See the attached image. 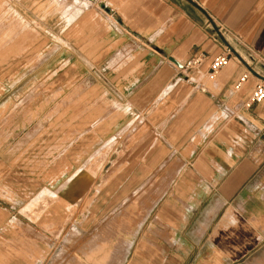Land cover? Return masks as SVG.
I'll list each match as a JSON object with an SVG mask.
<instances>
[{"label":"crops","instance_id":"obj_1","mask_svg":"<svg viewBox=\"0 0 264 264\" xmlns=\"http://www.w3.org/2000/svg\"><path fill=\"white\" fill-rule=\"evenodd\" d=\"M71 1L66 19L55 24L70 45H81L76 40L86 36L91 60L103 63L109 83L97 92L119 95L125 112L106 124V141L114 139L113 124L122 132L136 127L122 134L121 167L109 168L87 212L71 218L86 224L74 225L81 230L66 253L76 261L60 260L64 253L52 264H87L77 260L85 253V235L88 245L93 238L97 246L115 238L120 264L190 263L192 255L223 253L226 234L235 238L233 253L240 252L241 237L247 238L242 252L249 254L257 228L264 229V101L249 100L264 81V0ZM227 49L228 64L208 76L212 60ZM199 54L205 60L198 68L183 67ZM105 156L91 160L87 174L67 183L61 196L73 200ZM133 193L137 207L148 213L129 219L114 212ZM56 198L43 190L33 201L46 209ZM2 210L0 264H16L19 251L30 257L34 251L16 234L15 216ZM130 220L140 224L129 243L122 223ZM61 233L57 249L64 246Z\"/></svg>","mask_w":264,"mask_h":264},{"label":"rangeland","instance_id":"obj_2","mask_svg":"<svg viewBox=\"0 0 264 264\" xmlns=\"http://www.w3.org/2000/svg\"><path fill=\"white\" fill-rule=\"evenodd\" d=\"M71 2L0 1V208H5L2 211L6 215L15 216L11 224H15L16 234L21 232L34 251L32 257L19 251L23 255H15L16 264H39L41 259L52 264L64 253L60 260H75L73 254H66L81 230L74 225L85 229L86 224L71 218L87 212L109 168L121 167L119 148L125 145L122 134L136 127L129 126L122 132L113 124L114 139L106 141V124L119 121L125 112L119 110V95L97 92L109 83L103 77V63L91 60L93 47L89 54L86 36L76 40L81 45H70L65 32L64 37L61 35L62 27L55 24L62 17L66 19V7ZM102 152L105 159L95 175H88L83 190L71 201L63 198L60 192L64 186L77 175L87 174L89 162ZM43 190L57 194L46 209L33 201ZM114 212L135 219L148 210L137 207L133 193ZM122 224L127 225L130 243L140 221ZM61 231L64 234L58 240L64 246L57 249V232L61 236ZM263 234L264 229L257 228L256 246L249 254L242 252L247 238L241 237L240 252L233 253L236 246L232 248L231 242L235 238L226 234L224 246L218 248L223 253L192 255V261L185 264H264ZM85 236V253L76 258L79 262L120 264L122 255L116 254L115 238L97 246L93 238L88 245Z\"/></svg>","mask_w":264,"mask_h":264},{"label":"built area","instance_id":"obj_3","mask_svg":"<svg viewBox=\"0 0 264 264\" xmlns=\"http://www.w3.org/2000/svg\"><path fill=\"white\" fill-rule=\"evenodd\" d=\"M231 52L227 49L225 52L217 55L211 62L208 70V76L213 77L216 75L221 69H223L229 62L231 57ZM205 60V56L202 54L195 55L189 58L183 65L185 69H196L198 68ZM247 78V73H244L240 78L236 85L238 88ZM250 103H260L264 101V81H261L256 84V86L252 89L249 97Z\"/></svg>","mask_w":264,"mask_h":264},{"label":"water","instance_id":"obj_4","mask_svg":"<svg viewBox=\"0 0 264 264\" xmlns=\"http://www.w3.org/2000/svg\"><path fill=\"white\" fill-rule=\"evenodd\" d=\"M264 80V79H263Z\"/></svg>","mask_w":264,"mask_h":264}]
</instances>
